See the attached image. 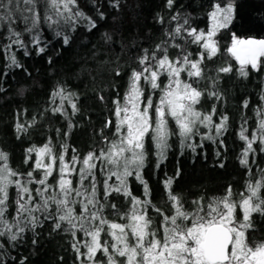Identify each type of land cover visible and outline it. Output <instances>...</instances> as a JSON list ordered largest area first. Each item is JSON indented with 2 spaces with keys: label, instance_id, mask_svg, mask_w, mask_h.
Instances as JSON below:
<instances>
[{
  "label": "snow or ice",
  "instance_id": "obj_1",
  "mask_svg": "<svg viewBox=\"0 0 264 264\" xmlns=\"http://www.w3.org/2000/svg\"><path fill=\"white\" fill-rule=\"evenodd\" d=\"M173 3L174 0H167L169 8ZM109 6L119 11L120 0H109ZM96 12L100 19L105 18L100 7H96ZM233 12L231 2L223 6L214 3L207 13L209 26L206 30L193 27L186 16H172L176 24L166 30L168 39L151 53L144 49L143 55L137 58L139 67L132 68L128 75L122 100L118 91L112 100L115 122L107 120L104 128L114 127V131L109 136L101 130L98 151L93 149L81 157L73 148L68 161L65 159L68 145L62 144V151L57 155L50 139L42 147L33 146L27 150L25 163H29L33 153L35 160L29 170L22 172L12 168L8 154L0 150V264H5L6 258L16 260L9 256V250L25 239L26 232L35 234L42 226L41 218L52 221L54 230L62 229L71 234L72 249L79 264H264V241L250 240L248 235L255 230L253 215L264 218V169L260 170L258 179L246 181L238 199L234 198L237 193L229 185L223 196H213L207 202L204 196L193 200L194 207L190 210L182 202L183 198L174 193V181L170 177L164 181V188L171 215L152 204L151 191L142 175L150 147L155 149L156 167L159 168L167 159L172 146L169 141L173 137L179 138L181 149H190L193 153L197 148H203L205 140L213 143L219 140L223 146L220 138L228 130L229 117L220 115L219 123H216L213 120L218 115L216 104L210 112L202 111L198 105L205 95L216 101L222 99L217 87L221 74L235 71L247 79L250 71H264V39L233 36L226 51L238 68L227 63L216 67L214 75L205 74L209 67L207 62L220 51L215 37L221 29L229 27ZM21 22L22 30L17 27ZM42 24L54 33L55 38L62 37L66 46L70 42L67 31L74 32L78 26L88 31L97 27L96 21L79 8L77 0H0V25L5 26L8 40L0 47L6 51L11 52L15 45L29 55L23 38L27 33L31 37L27 43L33 45L37 55L44 53L46 42L40 32ZM106 39L111 37L106 36ZM193 45L196 52L190 50ZM170 47L179 50L174 59L169 55ZM7 59V67H22L15 54ZM120 75L117 70L116 76ZM205 80L209 86L198 87ZM259 98L264 104V92ZM77 99L74 92L62 85L51 93V112L68 120L69 132L74 125L65 102L75 115L79 111ZM104 99L101 95L100 100L103 102ZM249 105V100L245 99L243 108L248 109ZM254 115L256 126L252 128L250 138L246 135L250 128L248 117H242L238 133L245 144L239 162L248 169L249 176L252 175L249 154L254 156L256 153L253 145L259 142L260 151L264 152V106H257ZM35 123V118L27 127L17 123L16 130L27 132ZM196 137L201 143L195 142ZM54 172H58V178L54 177ZM73 176L78 179L74 181ZM98 176H103V191ZM133 176L144 186V199L133 196L129 190V177ZM13 188L14 200L10 197ZM113 193L129 201L126 212L122 213L118 205L110 201ZM109 206L119 220H110L105 215ZM150 207L162 217L158 227L153 226L155 218L149 215ZM78 233L83 234V239H78ZM102 233L110 239L103 238ZM32 242L35 244L36 240ZM26 259L21 258L18 264H25Z\"/></svg>",
  "mask_w": 264,
  "mask_h": 264
},
{
  "label": "trees",
  "instance_id": "obj_2",
  "mask_svg": "<svg viewBox=\"0 0 264 264\" xmlns=\"http://www.w3.org/2000/svg\"><path fill=\"white\" fill-rule=\"evenodd\" d=\"M77 2L79 8L96 21L97 27L88 31L87 28L78 26L74 32L67 31L70 37L67 46L63 44L62 37L55 38L54 33L42 24L40 32L46 42L44 53L37 55L33 45L27 43L31 39L27 33L23 38L29 55H25L24 49H17L15 45L11 52L0 47V150L8 154L10 166L17 171L29 170V165L34 162L33 153L29 163H25L29 148L42 147L50 139L57 155L62 151V144L68 145L65 157L68 161L71 160L73 148L81 157L93 149L98 151L101 146V130L104 135L109 136L114 131V127L104 128L107 120L112 119L113 124L115 122L112 100L117 91L122 100L127 89L128 75L132 68L139 67L137 58L143 55L144 49L151 53L158 44L168 39L166 30L174 28L176 24L171 19L173 15L186 16L193 27L206 30L209 26L207 13L212 10L214 3L218 2L222 6L228 2L233 4V20L228 28L221 29L215 37L220 51L212 61L207 62L209 67L205 70L206 75H214L216 67L227 63L238 68L226 51L233 36L238 39L264 38V0H174L171 8L168 7L167 0H120L119 11L109 6V0ZM96 7H100L105 13L104 19H100ZM17 27L22 30L24 25L21 22ZM6 36L5 26L0 25V45L8 43ZM106 36L111 39L107 40ZM190 50L196 52L197 48L193 45ZM178 51L170 47V57L174 59ZM12 54H15L22 67H7V57ZM117 70L121 72L120 76H116ZM221 76L217 87L222 99L216 101L205 95L198 107L210 112L212 105L216 104L218 115L213 117L216 123H219L220 115L229 117L228 130L220 138L223 146H220L219 140L216 143L205 140L202 142L203 148H197L196 153H193L190 149H181L179 138L173 137L169 141L172 146L167 152V159L159 168L156 167L155 149L150 147L142 175L151 191L152 204L168 215L172 214V209L167 200L164 181L170 177L174 181V193L183 198L182 202L190 210L194 207L193 200L204 196L207 202L213 196H223L229 185L237 193L234 198L238 199L239 192L245 189L246 181L258 179L260 170L264 169V152L260 151L259 142L253 145L255 155L249 154L252 175L249 176L248 169L241 166L239 158L245 144L238 135L242 117L249 118L250 128L246 134L249 138L252 128L256 126L257 117L254 112L257 106H264L259 98L264 92V71H250L247 79L240 77L235 71ZM162 79L166 82V77ZM58 85L64 86L78 97L76 103L79 111L75 115H72L71 107L65 102L74 125L70 132L68 120L59 113L53 115L51 112V93ZM208 86L209 82L206 80L198 85L200 88ZM101 95L105 98L103 102L100 100ZM245 99L250 102L248 109L243 108ZM59 102L57 98L56 103ZM33 118L36 123L27 132H17V123L27 127L32 124ZM57 129L60 130L59 133ZM201 131L206 132L207 129ZM65 132H69V135L65 136ZM195 142L201 143L200 138L196 137ZM53 175L58 178V172ZM72 178L74 181L78 179L76 176ZM98 179L101 181L100 190L103 191V176H98ZM50 181L55 183L52 177ZM114 181L113 177L112 182ZM129 190L133 196L144 199V186L134 176L129 177ZM10 197L14 200V188L10 189ZM110 201L116 203L122 213L130 207L129 201L117 193H113ZM148 211L155 218L153 226L158 227L162 217L151 207ZM105 215L110 220H119L110 206L105 209ZM253 220L255 230L248 233L250 240L264 241V218L254 214ZM41 224L35 234L26 232L25 239L9 250V256L16 257V260L6 258L5 264H18L23 257L27 258L25 264H79L72 249L71 234L62 229L54 230L50 220L41 218ZM160 235H163L162 230ZM77 237L83 239V234L78 233ZM102 237L110 239L105 233H102ZM34 239L35 244L32 242ZM98 256L106 260L101 253Z\"/></svg>",
  "mask_w": 264,
  "mask_h": 264
},
{
  "label": "water",
  "instance_id": "obj_3",
  "mask_svg": "<svg viewBox=\"0 0 264 264\" xmlns=\"http://www.w3.org/2000/svg\"><path fill=\"white\" fill-rule=\"evenodd\" d=\"M247 39H264V38L250 37V38H247Z\"/></svg>",
  "mask_w": 264,
  "mask_h": 264
}]
</instances>
